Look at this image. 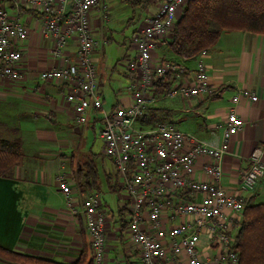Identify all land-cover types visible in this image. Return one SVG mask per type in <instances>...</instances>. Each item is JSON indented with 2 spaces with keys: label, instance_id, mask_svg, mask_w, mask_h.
I'll use <instances>...</instances> for the list:
<instances>
[{
  "label": "built area",
  "instance_id": "2783aa9c",
  "mask_svg": "<svg viewBox=\"0 0 264 264\" xmlns=\"http://www.w3.org/2000/svg\"><path fill=\"white\" fill-rule=\"evenodd\" d=\"M185 1L157 0L156 11L137 25L130 37L135 54L127 64V71L133 74L126 88L130 101L106 112L92 60L100 43L92 36L90 25L93 10L102 13V20L106 18L102 1L0 0V81L16 83L21 79L27 25L35 21L41 37L53 44L52 57L65 61L60 68L41 72L39 79L68 86L65 98L74 106L78 123L85 122L89 111L101 113L98 135L102 152L126 196V227L121 233L124 245L134 248L141 264H239L235 242L240 224L235 223L242 219L247 198L226 193L221 187L222 161L232 137L244 126L235 106L241 101L255 103L257 96L251 90L240 89L231 98L219 144L189 137L165 121L141 124L147 111L156 106L155 85L165 76L173 79L163 97L167 100L214 93L202 61L206 50L197 55L189 76L181 63H155L152 58L157 45L169 40ZM71 40L77 43L73 62L65 55ZM199 159L205 162L197 169ZM248 161V169L240 175L239 191L251 195L264 179L260 150L253 151ZM196 171L206 179H196ZM58 188L70 214L83 218L91 264H104L106 215L99 194L75 196L64 176Z\"/></svg>",
  "mask_w": 264,
  "mask_h": 264
},
{
  "label": "crops",
  "instance_id": "0c3cea01",
  "mask_svg": "<svg viewBox=\"0 0 264 264\" xmlns=\"http://www.w3.org/2000/svg\"><path fill=\"white\" fill-rule=\"evenodd\" d=\"M140 2L138 25L158 7L157 0ZM94 13L95 10L90 13V25L92 36L97 40L94 35L98 34V20ZM36 24L27 25L29 36L24 44L21 79L16 83L0 81V139L18 142L21 153L19 163L9 176L0 177V247L56 264H77L81 260L90 263L83 218L70 214L58 183L64 176L75 196L77 193H91L82 191L77 182L87 183L82 174L87 173V165L93 164L97 175L95 186L102 189L97 193L106 215L104 264H141L134 248L125 246L120 234L121 219L127 215L126 196L118 187L112 164L102 152L98 135L101 113L89 111L85 122L78 123L74 106L65 98L68 86L39 79L41 72L60 68L65 61L52 57L53 44L41 37ZM102 39L105 40L104 35ZM168 41L166 39L157 45L152 55L154 62L181 63L187 76L191 75L196 58L191 61L175 58L168 52ZM98 42L100 47L93 52L92 60L98 74L102 108L110 112L130 101L129 93H123L133 80L127 64L135 52L129 39L124 54L123 51H113L107 58L108 47L102 46V41ZM76 49V41L71 40L65 50L66 58L71 62ZM206 52L202 61L214 93L186 100L158 98L153 108L156 121L170 123L194 139L219 144L231 98L240 89L251 90L257 96V102L241 101L235 106L244 126L232 137L228 153L223 158L220 185L226 193L242 195L256 204H264V179L251 195L239 191L240 175L249 167L250 154L259 149L264 163V35L224 32ZM105 89L110 90L108 94ZM106 98L109 104H106ZM149 114L146 113L142 125L156 122L149 121ZM189 146L188 142L186 148ZM204 162V159H199L197 169ZM195 177L206 179L201 171H196ZM88 185L86 188L91 187L90 182ZM113 188L117 191H112Z\"/></svg>",
  "mask_w": 264,
  "mask_h": 264
},
{
  "label": "trees",
  "instance_id": "16d2710c",
  "mask_svg": "<svg viewBox=\"0 0 264 264\" xmlns=\"http://www.w3.org/2000/svg\"><path fill=\"white\" fill-rule=\"evenodd\" d=\"M140 6V0H129ZM135 4V5H134ZM241 31L264 35V0H187L173 27L168 52L180 61H191L203 50L212 47L224 32ZM173 79L165 76L155 85L156 98H163ZM155 110L147 111L149 121H156ZM146 115L143 118V122ZM159 121V120H158ZM154 123V122H153ZM21 159L20 145L0 139V177L9 176ZM93 165V164H92ZM87 165V173L82 174L87 183H79L82 191L99 192L95 167ZM91 183V187L89 186ZM87 190H86V189ZM112 191H117L113 188ZM123 210V209H122ZM125 210V209H124ZM121 231L125 224L121 225ZM235 248L240 255L239 264H264V204L246 201L241 224L236 234ZM0 262L5 264H56L37 257L18 254L0 247ZM77 264H91L86 260Z\"/></svg>",
  "mask_w": 264,
  "mask_h": 264
},
{
  "label": "rangeland",
  "instance_id": "374dc122",
  "mask_svg": "<svg viewBox=\"0 0 264 264\" xmlns=\"http://www.w3.org/2000/svg\"><path fill=\"white\" fill-rule=\"evenodd\" d=\"M101 1L104 7L106 8L107 16L104 20H102L101 12L94 13L96 19L98 20V34L96 33V35L94 36L96 37L97 41L103 42L102 46H105V48L108 47L107 58L111 56V52L113 51L114 52L123 51L124 54L127 47L129 46V39L132 33L135 31L136 26L138 25L137 19H138L140 7L139 6L133 7V5L130 3L131 1L129 0H101ZM186 2L187 0L185 1V3ZM34 20H36V18H34ZM37 20L40 24L42 23L39 19ZM22 22L25 23V18L22 19ZM30 23L34 24V22H30ZM102 35H104L105 40L102 39ZM100 55L101 54H99V56ZM126 88L127 87H125V91L123 93L124 95H126L127 93ZM108 91L110 90L107 89L104 90L106 94L109 93ZM109 95L112 98L111 94ZM112 102H113L112 104H114V100ZM106 104H109L108 98H106ZM77 169L80 168L77 167ZM79 183H81V180H79ZM122 220L125 219H121V221ZM235 224L236 225L241 224V220L239 221V223H235Z\"/></svg>",
  "mask_w": 264,
  "mask_h": 264
}]
</instances>
